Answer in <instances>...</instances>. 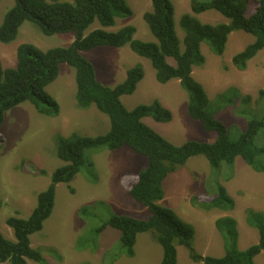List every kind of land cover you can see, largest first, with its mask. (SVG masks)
Masks as SVG:
<instances>
[{"label":"rangeland","instance_id":"1","mask_svg":"<svg viewBox=\"0 0 264 264\" xmlns=\"http://www.w3.org/2000/svg\"><path fill=\"white\" fill-rule=\"evenodd\" d=\"M124 1L131 16L117 18L110 28L95 21L83 35L88 36L99 29L115 33L133 27L135 40L157 43L144 20V15L152 10L151 0ZM170 1L175 7V28L182 51L185 32L181 19L184 16L189 15L207 25L229 23L215 10L193 13L191 0ZM15 5L16 0L0 1V27ZM76 38V32L46 35L36 24L26 21L15 40L0 41V59L5 69L16 68L17 52L22 45L30 44L46 52L69 48ZM255 41L252 34L232 32L222 56L204 42L205 63L193 72L194 80L207 94L209 112L232 136L247 128L248 117L264 120V100L258 104L259 92L264 90V49L247 63L244 71L233 64V58ZM81 55L94 66L97 80L112 89L125 82L129 70L141 66L145 73L143 80L133 94L122 96L120 102L130 111L155 103L170 111V122H157L152 118H145L143 122L173 145L216 141V136L209 134L201 122L190 117L189 94L180 80L159 83L151 60L133 52L130 45L99 47ZM168 61L174 64L173 59ZM230 89L251 96V106L244 105L239 98L233 103L237 93L229 92ZM46 94L59 106L57 115L41 114L32 103L26 102L9 110L0 126L3 141L0 147V232L12 242H15V235L7 220L11 217L29 219L39 194L48 190L54 173L66 165L58 156L61 141L74 135L96 138L108 134L111 129L109 116L96 105L87 109L78 106L76 70L68 64L61 65L58 78L46 88ZM252 110H257V116L251 114ZM257 144L263 146L264 142ZM148 165L147 157L128 146L117 150L107 147L88 150L84 165L74 179L57 185L53 213L43 229L31 235L32 248L43 257L41 264H162L163 249L154 241L151 232L137 236L135 255L130 257L122 247L119 231L111 227L96 231L114 216L142 221L150 218V209L134 201L127 189L128 180L137 177ZM220 187L225 188L233 200V210L205 208L207 199L217 197ZM163 192L164 197L157 205L172 210L193 227L192 249L197 255L225 256L227 242L216 226V221L225 217H232L237 222L240 251L259 244V230L250 223L249 217L253 214L264 218V172L255 171L242 157H237L233 163L223 162L218 168L213 167L205 156L193 157L166 178ZM28 264L39 263L29 260ZM177 264L204 263L195 261L187 247L178 246ZM255 264H264V251L256 257Z\"/></svg>","mask_w":264,"mask_h":264},{"label":"trees","instance_id":"2","mask_svg":"<svg viewBox=\"0 0 264 264\" xmlns=\"http://www.w3.org/2000/svg\"><path fill=\"white\" fill-rule=\"evenodd\" d=\"M151 5L152 10L144 15V20L157 43L135 40L136 30L133 27H125L115 33L99 29L88 36L83 35L95 21H99L104 28H110L117 18L131 16L132 12L124 0H16L15 7L6 15L0 27V41L3 43L15 40L26 21L36 24L46 35L76 32L77 38L69 48L46 52L30 44L22 45L17 52L16 68L5 69L0 59V126L9 110L26 102L32 103L41 114L57 115L59 106L46 94V88L58 78L61 65L68 64L76 70L78 106L87 109L96 105L109 116L111 129L108 134L96 138L74 135L61 141L58 156L66 165L54 173L48 190L39 194L37 206L29 219L11 217L7 220V225L14 232L15 242L7 240L0 232V263L43 262L42 255L31 246V235L41 231L52 215L57 185L71 182L81 171L86 152L99 147L117 150L128 146L149 159L148 167L128 180L127 189L134 201L150 209V218L142 221L114 216L96 230L102 232L111 227L119 231L122 247L128 256L135 255L137 236L146 232H151L154 241L161 245L162 264H177L178 246L187 247L191 257L204 264H255L256 257L264 251V218L260 215L255 217L251 214L249 217L250 223L259 230V244L240 251L237 247L236 220L232 217L220 218L216 226L227 242L226 254L222 258L201 257L192 249L193 227L172 210L157 205L164 197L166 178L196 156H205L215 168L223 162L233 163L237 157H242L255 171L264 172V145L257 144L264 142V120L248 117L247 128L232 136L227 127L209 112L207 94L193 78L194 70L205 63L202 44L208 42L222 56L229 36L235 31H244L256 37L252 45L233 58L237 69L246 70L247 63L264 49V0H191L193 13L215 10L229 23L207 25L189 15L184 16L181 19L185 32L183 51L176 34L173 3L170 0H151ZM125 45H130L139 56L151 60L159 83L180 80L189 94L190 117L201 122L209 134L216 136L214 143L190 141L182 146L173 145L143 122L145 118L170 122V111L159 103L130 111L120 102L122 96L133 94L143 80L145 73L141 66L129 70L125 82L112 89L97 80L94 66L81 55L99 47L121 48ZM169 59H173L174 64H170ZM229 92L237 93L233 103L239 98L244 105L251 106V96H243L235 89ZM258 100L261 105L264 90H260ZM252 111L251 114L257 116V110ZM261 133L263 135L259 137ZM2 142L0 136V147ZM205 208L229 211L234 209V202L226 189L220 187L218 196L207 199Z\"/></svg>","mask_w":264,"mask_h":264}]
</instances>
